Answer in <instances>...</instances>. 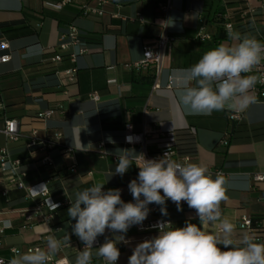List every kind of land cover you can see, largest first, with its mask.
<instances>
[{
  "label": "crops",
  "instance_id": "0c3cea01",
  "mask_svg": "<svg viewBox=\"0 0 264 264\" xmlns=\"http://www.w3.org/2000/svg\"><path fill=\"white\" fill-rule=\"evenodd\" d=\"M90 1L72 0L56 10L51 6L56 0H0V22L17 23L9 31H0V40L9 46L4 52L10 55L8 62L0 63V103L4 105L0 110V127L4 120H15L19 131L16 141L0 133V148L6 147L12 159L21 160V170L26 172L25 185L49 179L50 199L61 204L49 212L47 221L36 219L26 223L21 213L35 208L40 198L25 197L24 191L16 189L8 182V176L0 172V219L11 222V227L0 233V257H12L13 247L24 252L27 246L38 244L45 249L47 237L51 235L62 242L60 252L54 257H64L75 264L84 247V242L72 232L75 220L67 214L75 193L104 183L105 191L121 189L122 200L134 202L125 184L137 178L135 164L123 176L112 175L118 162V149L140 152L138 147L122 143L126 124L135 132L142 131L143 127L152 131L146 140L150 149L167 144L158 133L170 134L190 128L196 142L194 163L205 165L213 177L217 175L213 172L215 169L222 171L228 199L221 203V211L235 225L234 239L245 233L237 227L238 220L248 216L258 227L257 242L264 243V181L251 179L255 173H264V99H255L240 112L241 120L233 123L228 119L229 111L190 114L181 104L174 83L205 52L221 43H233L226 34L227 38L217 39L221 24L215 19L206 20L207 2L169 0L170 9L157 15L156 0H111L102 16H94L85 15L81 10ZM249 2L257 4L254 0ZM201 18L211 35L209 40L195 38ZM253 19L256 34L264 36V11L256 8ZM71 26L79 35L86 36L84 44L88 48L74 60L68 54L76 52L77 46L66 50L59 47ZM163 30L174 40L163 57L157 79L159 87L152 90L151 71L134 69L131 64L141 59L145 47L155 45ZM54 52L62 60L50 64L54 72L49 74L50 68L44 63ZM69 69L75 70L72 77L65 74ZM170 80L172 85L167 87ZM92 92L99 95L98 101L89 97ZM47 108L54 109L51 117L35 120V114ZM57 133L60 135L55 137ZM32 135L55 144L48 152L52 166L40 164L41 154L26 148ZM223 135L229 140L227 148L218 145ZM80 142L84 146L91 144L88 146L91 149L79 150ZM100 142L104 145L97 148ZM67 148L71 152H65ZM92 156L104 162L97 165ZM71 163L75 164V172L68 173L66 168ZM3 190L7 192L5 196ZM181 203L182 210L178 211L176 204L167 200L166 216L162 215L161 206L153 203L157 212H149L144 221L159 217L171 221L174 227H183L187 221L201 226L196 210L186 202ZM43 213L48 211L43 208ZM201 227L211 233L217 231L218 224ZM150 234L153 237L159 233L155 230ZM115 235L120 233L106 229L99 236L100 245ZM138 236L135 225L131 226L126 234L130 242L117 244L121 255L116 264H128L132 250L139 243ZM91 264H104L95 249Z\"/></svg>",
  "mask_w": 264,
  "mask_h": 264
},
{
  "label": "clouds",
  "instance_id": "9594fccd",
  "mask_svg": "<svg viewBox=\"0 0 264 264\" xmlns=\"http://www.w3.org/2000/svg\"><path fill=\"white\" fill-rule=\"evenodd\" d=\"M228 37L233 43H221L208 50L174 81L179 100L190 114L243 112L255 102L251 90L258 82L264 83V79L250 73L264 61V43L232 30ZM132 139L126 137L129 142ZM89 145L80 142L79 150L88 151ZM116 156L118 162L112 175L123 176L133 164L139 168L137 178L128 185L134 202H124L121 189L105 191L104 183L75 193L67 214L75 220L72 232L84 242L75 264H91L93 249L104 264H116L121 255L117 244L130 242L126 239L130 227L142 225L150 212L148 206L153 203L161 206L162 215H168L167 200L174 202L178 211L182 210L181 202H186L196 210L199 225L218 224V230L210 233L190 221L183 227H174L171 221L158 222L153 227L158 228L159 234L138 243L128 264H264V243L257 242L254 234L245 232L234 239L235 225L221 211V203L228 199L222 175L213 177L199 163L178 162L169 152L146 159L135 149H118ZM48 191L47 184H41L30 188V195L34 200ZM45 203L53 209L59 207L50 196ZM2 223L0 231L11 227L8 220ZM106 229L120 235L106 238L94 248L97 237L104 235ZM61 247L62 242L50 235L45 249L15 250L8 264H49Z\"/></svg>",
  "mask_w": 264,
  "mask_h": 264
},
{
  "label": "built area",
  "instance_id": "2783aa9c",
  "mask_svg": "<svg viewBox=\"0 0 264 264\" xmlns=\"http://www.w3.org/2000/svg\"><path fill=\"white\" fill-rule=\"evenodd\" d=\"M91 1H94V4H92ZM91 1L81 6V10L83 14L102 16L105 12L106 5H108L111 2V0H91ZM205 1L219 2L221 0H205ZM245 1H246V10L242 13L243 15L247 13L254 17L256 8H259L260 10L264 11V0H254L257 3L256 5H252L249 2L250 0H245ZM71 2L72 0H56V2L52 4L51 6L56 10H60L65 5L70 4ZM169 9H170L169 0H156L155 12L157 13V15H163ZM217 18L222 20L221 26L226 35H228L229 30L233 31V25L229 21V15L227 13L222 14V15L218 14ZM200 20H201V25L199 26L198 31H196L195 33V38L199 39L200 41L211 39V35L205 30V27L203 25V19L201 18ZM256 39L264 43V36H257ZM173 40L174 38L171 35H169L165 30H163L160 33V35L157 37L155 45L145 47L142 52L141 59L131 64V67L134 69H148L151 71V73L153 74V84L151 87L152 90L159 87V83L157 79H158L160 70L162 68L163 57L166 51L171 48ZM72 45L77 46L78 49L76 52H70L68 54L71 60H74L76 55L83 54L88 51V48L85 46V44L80 41L79 34L77 33L76 29L71 26L69 27V30L66 33V39L63 40L59 44V47L61 50H66ZM8 47L9 46L6 41L0 40V63H6L9 61L10 55L4 52L5 50L8 49ZM61 60H62V56L59 53H55V52L52 53L50 57V61L52 63H58ZM74 71H75L74 69H69L65 71V74L68 75L69 77H72ZM250 74L256 75L257 77L264 79V61H261L259 65H256L252 73ZM171 85H172V81L170 80L167 84V87H171ZM251 91H252V94L255 96V99H264V83L258 82L255 88L252 89ZM89 97L93 101L99 100V95L96 92L90 93ZM3 108H4V105L0 103V110ZM53 112H54V109L47 108V109L37 112L34 118L37 121H45L46 119H49L51 117ZM227 116H228V119L232 122H238L241 120L240 112H230L229 111ZM151 132L152 131L144 127L142 131L135 132L130 129V124H126L125 130L122 136V143L124 145L138 147L140 151L139 153H143L146 159L159 158V157H162L165 152H169L171 157L177 160L178 162H181V163L194 162L192 155L179 154L177 152L176 147H175L174 133H170V134L158 133V136L161 139L166 140L167 144L159 148L150 149L146 144V140ZM0 133L3 134L8 140L16 141L19 137L17 122L15 120H4L2 127H0ZM59 135L60 134L57 133L55 134V137H58ZM129 136L133 138L131 142L126 140V137H129ZM103 145L104 143L100 142L98 143L97 148H101L103 147ZM218 145L224 148H227L229 146V140L226 135H223L219 139ZM25 146L27 149H32V148L36 149L41 154L40 158L38 159L40 164L52 166V159L48 155V152L55 148V144L52 141L48 139H36L32 135V137L28 140ZM65 152L69 153L71 152V149L67 148L65 149ZM100 152L103 153V151H100ZM135 168H136V172L138 173L139 168L136 167V165H135ZM66 170L68 171V173L75 172V164L74 163L69 164ZM0 172L8 176V182L12 184L16 189L23 190L25 197L27 198H32V196L30 195V188H37L39 185L47 184L49 182V179H48V180L41 181L40 183H37L34 185H25L23 182V178L26 176V172L21 170V160L12 159L6 147L0 148ZM213 172L219 175L222 174V171L220 169H215ZM251 179L253 182L264 181V173H255L252 175ZM128 185L129 183L125 184V188H126L127 193L132 197L128 189ZM2 194L6 195L7 192L3 190ZM48 197H49V191H48V194L39 197L40 202L35 208H33L30 211H25L21 213V216L26 223L32 222L36 219L47 221L50 218L49 212L54 211L55 209H53L50 205L45 203ZM51 202L59 206L61 205L60 203H56L53 201ZM43 208H45L48 211V213H43ZM150 212L153 214L157 212V207L155 204H153L150 207ZM2 221L3 220L0 219V224H1L0 228H3ZM161 221L163 220L160 219L159 217H153L147 221H144L142 225H135V229L139 233L137 241L140 243L145 239H150L152 237L150 232L158 230V228L153 227V226ZM237 227L244 232L254 234L257 241L259 240L257 237L258 227L255 221H253L250 217L248 216L240 217V219L237 222ZM3 231H0V233H2ZM99 245H100V241H99V236H98L93 247H98ZM37 248H41L40 245L38 244L30 245L25 248L24 252H27L30 249L35 250ZM15 250H18L21 252L19 248H15V247L11 248L10 252L12 254V257L15 254ZM12 257L10 258L0 257V264H8L9 260ZM49 264H73V263H71L64 257H53L50 259Z\"/></svg>",
  "mask_w": 264,
  "mask_h": 264
},
{
  "label": "trees",
  "instance_id": "16d2710c",
  "mask_svg": "<svg viewBox=\"0 0 264 264\" xmlns=\"http://www.w3.org/2000/svg\"><path fill=\"white\" fill-rule=\"evenodd\" d=\"M204 15L206 20H217L216 22L221 24L222 20L217 18V15L227 13L229 15V21L233 25V31L239 32L242 36H250L257 38L255 20L252 15L245 13L246 1L245 0H221L219 2L206 1ZM60 22L59 19H57ZM15 22H0V31H9L13 28ZM220 36L217 39H225V35L222 26H220ZM79 39L82 43L86 42V36L79 35ZM50 59L46 60L44 65L50 68L49 74H53L54 69ZM40 65V62L35 63ZM52 66V67H51ZM153 80V74L150 75ZM235 123V122H233ZM175 137V147L179 154H190L194 155L196 153V142L193 131L188 129L178 130L174 132Z\"/></svg>",
  "mask_w": 264,
  "mask_h": 264
},
{
  "label": "rangeland",
  "instance_id": "374dc122",
  "mask_svg": "<svg viewBox=\"0 0 264 264\" xmlns=\"http://www.w3.org/2000/svg\"><path fill=\"white\" fill-rule=\"evenodd\" d=\"M91 158L93 159V163H96L97 165H100L101 163L104 162L103 160H97L96 156H92ZM3 196H5V195H3Z\"/></svg>",
  "mask_w": 264,
  "mask_h": 264
}]
</instances>
